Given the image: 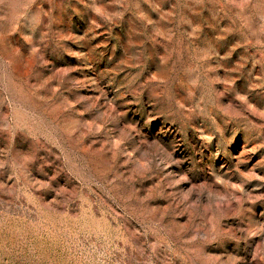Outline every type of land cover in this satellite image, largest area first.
I'll use <instances>...</instances> for the list:
<instances>
[{
  "label": "rangeland",
  "instance_id": "374dc122",
  "mask_svg": "<svg viewBox=\"0 0 264 264\" xmlns=\"http://www.w3.org/2000/svg\"><path fill=\"white\" fill-rule=\"evenodd\" d=\"M0 264H264V0H0Z\"/></svg>",
  "mask_w": 264,
  "mask_h": 264
}]
</instances>
